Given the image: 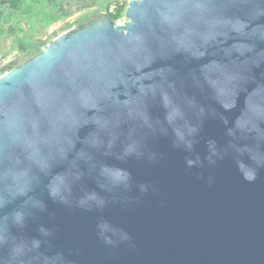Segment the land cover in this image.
Masks as SVG:
<instances>
[{
  "label": "water",
  "instance_id": "water-1",
  "mask_svg": "<svg viewBox=\"0 0 264 264\" xmlns=\"http://www.w3.org/2000/svg\"><path fill=\"white\" fill-rule=\"evenodd\" d=\"M93 16L0 75V264H264V0Z\"/></svg>",
  "mask_w": 264,
  "mask_h": 264
},
{
  "label": "rangeland",
  "instance_id": "rangeland-1",
  "mask_svg": "<svg viewBox=\"0 0 264 264\" xmlns=\"http://www.w3.org/2000/svg\"><path fill=\"white\" fill-rule=\"evenodd\" d=\"M128 1L22 0L20 10H8L11 24L16 27L15 35L9 31V23L4 28L0 24V75L18 58L16 36L50 43L61 33L78 27L83 17L96 12L114 13L118 4L127 7Z\"/></svg>",
  "mask_w": 264,
  "mask_h": 264
},
{
  "label": "trees",
  "instance_id": "trees-1",
  "mask_svg": "<svg viewBox=\"0 0 264 264\" xmlns=\"http://www.w3.org/2000/svg\"><path fill=\"white\" fill-rule=\"evenodd\" d=\"M21 1L22 0H0V24L4 28L6 26V23H9V31L13 35H15L16 33V27L14 24H11V19L8 15V10H20L19 8ZM125 9L126 4H118L114 13H107L115 21V23H118L119 21L125 20ZM91 16H93V13L91 15L83 17L81 19V23L84 19H88ZM15 40L18 43V59L15 62H12L7 69L14 68L17 65L25 62L29 58L35 56L40 51L41 46L47 44L45 42L34 40L29 37L20 38L16 36Z\"/></svg>",
  "mask_w": 264,
  "mask_h": 264
},
{
  "label": "flooded vegetation",
  "instance_id": "flooded-vegetation-1",
  "mask_svg": "<svg viewBox=\"0 0 264 264\" xmlns=\"http://www.w3.org/2000/svg\"><path fill=\"white\" fill-rule=\"evenodd\" d=\"M96 18L94 17V16H91V17H89L88 19H84L83 21H82V23L80 24V25H78V27H80V26H83V25H87V24H89V23H91L93 20H95ZM78 27H76V28H78ZM74 28V27H73ZM18 59V58H17ZM16 59V60H17ZM15 60V61H16ZM14 61V62H15Z\"/></svg>",
  "mask_w": 264,
  "mask_h": 264
},
{
  "label": "built area",
  "instance_id": "built-area-1",
  "mask_svg": "<svg viewBox=\"0 0 264 264\" xmlns=\"http://www.w3.org/2000/svg\"><path fill=\"white\" fill-rule=\"evenodd\" d=\"M124 21V20H123ZM123 21H119L118 23H122Z\"/></svg>",
  "mask_w": 264,
  "mask_h": 264
},
{
  "label": "crops",
  "instance_id": "crops-1",
  "mask_svg": "<svg viewBox=\"0 0 264 264\" xmlns=\"http://www.w3.org/2000/svg\"><path fill=\"white\" fill-rule=\"evenodd\" d=\"M18 55H19V52H18Z\"/></svg>",
  "mask_w": 264,
  "mask_h": 264
},
{
  "label": "clouds",
  "instance_id": "clouds-1",
  "mask_svg": "<svg viewBox=\"0 0 264 264\" xmlns=\"http://www.w3.org/2000/svg\"><path fill=\"white\" fill-rule=\"evenodd\" d=\"M254 178V177H253Z\"/></svg>",
  "mask_w": 264,
  "mask_h": 264
}]
</instances>
